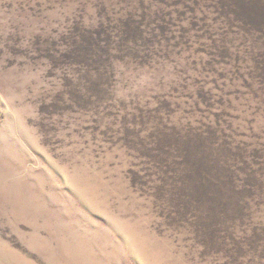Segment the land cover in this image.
Instances as JSON below:
<instances>
[{
    "label": "rangeland",
    "instance_id": "rangeland-1",
    "mask_svg": "<svg viewBox=\"0 0 264 264\" xmlns=\"http://www.w3.org/2000/svg\"><path fill=\"white\" fill-rule=\"evenodd\" d=\"M252 1L0 0V264H264Z\"/></svg>",
    "mask_w": 264,
    "mask_h": 264
},
{
    "label": "trees",
    "instance_id": "trees-1",
    "mask_svg": "<svg viewBox=\"0 0 264 264\" xmlns=\"http://www.w3.org/2000/svg\"><path fill=\"white\" fill-rule=\"evenodd\" d=\"M242 6L243 7L241 9L239 8V14L242 16V18H244L245 25H250L252 28H254V25L257 24V26L255 25V29H258V31H263L264 0H253L252 2L244 3Z\"/></svg>",
    "mask_w": 264,
    "mask_h": 264
}]
</instances>
